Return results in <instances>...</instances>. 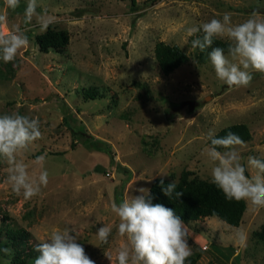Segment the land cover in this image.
I'll list each match as a JSON object with an SVG mask.
<instances>
[{
  "label": "rangeland",
  "instance_id": "374dc122",
  "mask_svg": "<svg viewBox=\"0 0 264 264\" xmlns=\"http://www.w3.org/2000/svg\"><path fill=\"white\" fill-rule=\"evenodd\" d=\"M131 1L38 0L37 12L52 18L48 28L69 37L62 50L42 52L35 42L43 33L36 18L24 22L28 0H20L15 11L0 0V14L7 17L0 31L19 28L29 38L13 62L0 60V114L39 119L42 137L18 158L35 178L41 167L33 161L46 153L49 174L40 194L25 199L12 190L10 166L0 157V214L9 216L0 219L1 264H15L20 249L6 238L8 226L26 230L30 246L68 228L95 264H110L105 251L115 264L127 241L117 233L111 204L139 195L137 188L149 189L154 178L177 182L183 171L211 181L213 164L204 152L209 129L248 126L251 139L236 146L248 176L253 170L247 157L264 159V74L253 72L249 86L230 89L209 60L199 62L187 32L223 13H231L233 23L252 12L264 15V0ZM158 42L178 45L188 61L164 74L154 55ZM89 87L96 95L84 97ZM245 204L236 227L216 217L182 221L191 253L212 241L234 247L236 264H264V243L255 235L264 208ZM103 225L112 229L106 244L96 237ZM196 264L217 263L203 252Z\"/></svg>",
  "mask_w": 264,
  "mask_h": 264
},
{
  "label": "clouds",
  "instance_id": "9594fccd",
  "mask_svg": "<svg viewBox=\"0 0 264 264\" xmlns=\"http://www.w3.org/2000/svg\"><path fill=\"white\" fill-rule=\"evenodd\" d=\"M5 5L15 11L20 0H4ZM38 0H28L24 10V22L29 24L36 18L40 31H47L52 22L46 13L37 12ZM7 24L6 15L0 14V26ZM202 30L203 35L198 36ZM191 48L204 52L211 49L208 59L214 68L217 79L230 89L247 87L253 79V72L264 74V15L252 12L242 23H233L231 13H223L221 19L213 18L200 26L187 29ZM228 41L227 54L221 47H213L214 39ZM29 45L25 31L19 28L7 34L0 31V60L13 62L18 52ZM207 139L210 145L204 149L212 162L211 183L214 184L228 200L246 201L254 208H264V159L247 157L248 168L253 170L246 175L242 156L236 146L244 141L233 132L217 136L214 129H209ZM42 137L40 121L28 115L0 114V157L9 164L7 181L12 190L31 199L40 194L41 187L48 184V172L43 168L47 154L37 156L34 164L41 167L38 177L29 176L27 165L21 157L29 146ZM223 149V151L218 150ZM163 194L181 197L184 192L176 191L177 182L164 187L160 181ZM139 195L125 198L119 205L111 204V210L119 218L117 233L126 238V245L116 254L115 264H185L191 256L188 243L189 230L182 220L170 208L163 204H153L148 188L136 189ZM112 229L103 225L96 233L102 243L109 242ZM78 237L65 228L55 229L42 242L34 245L38 253L33 264H95L77 242ZM5 255L11 249L2 250ZM105 257L113 264V257L105 251Z\"/></svg>",
  "mask_w": 264,
  "mask_h": 264
},
{
  "label": "trees",
  "instance_id": "16d2710c",
  "mask_svg": "<svg viewBox=\"0 0 264 264\" xmlns=\"http://www.w3.org/2000/svg\"><path fill=\"white\" fill-rule=\"evenodd\" d=\"M131 2L133 5L135 4L134 0ZM197 35L202 37L203 32L201 31ZM68 40L69 37L66 31L54 30L51 28L35 36L38 49L42 52H47L49 49L62 50L68 43ZM213 47L224 48L225 53H227L228 41L216 38L214 39ZM196 51L199 62L205 63L209 60L208 53L211 49H207L203 53L198 49H196ZM154 55L160 70L164 74L172 72L188 61V55L178 45H171L164 42H158L155 45ZM83 95L84 97L96 95L95 88H84ZM228 132L236 133L244 142L251 139V132L245 123L227 125L218 130L216 135L218 137L224 136ZM207 144L210 145L209 140H207ZM71 146H74L73 142ZM191 174L192 172L190 171H183L181 173L177 181L176 191H182L184 194L179 198L175 197V193H173L171 197L165 196L160 184L163 178H154L149 187L153 204L160 203L172 209L174 213L185 222L196 221L204 217H216L230 226H238L246 208L245 201H230L225 198L224 194L212 184L211 181L191 177ZM245 174L247 175V172ZM163 181L164 187L173 182L168 179H163ZM0 219L7 220L9 216L0 214ZM5 233L6 238H8L11 243L20 247V249L18 248V252L13 254V262L15 264H24L26 258L36 257L38 255V253L33 250L34 245L30 246L27 244L29 234L26 230L8 226ZM255 235L264 243V222L260 230L255 232ZM203 252L207 253L217 264H236L233 262V259H235V262L237 261L234 247L215 244L211 241L204 249L193 252L191 256L187 258L185 264H196Z\"/></svg>",
  "mask_w": 264,
  "mask_h": 264
},
{
  "label": "crops",
  "instance_id": "0c3cea01",
  "mask_svg": "<svg viewBox=\"0 0 264 264\" xmlns=\"http://www.w3.org/2000/svg\"><path fill=\"white\" fill-rule=\"evenodd\" d=\"M210 242H211V241H210ZM210 242H209V243H210Z\"/></svg>",
  "mask_w": 264,
  "mask_h": 264
},
{
  "label": "built area",
  "instance_id": "2783aa9c",
  "mask_svg": "<svg viewBox=\"0 0 264 264\" xmlns=\"http://www.w3.org/2000/svg\"><path fill=\"white\" fill-rule=\"evenodd\" d=\"M206 247V246H205Z\"/></svg>",
  "mask_w": 264,
  "mask_h": 264
}]
</instances>
